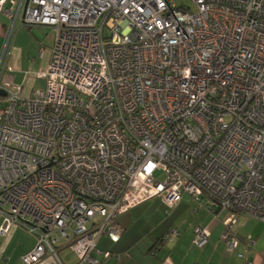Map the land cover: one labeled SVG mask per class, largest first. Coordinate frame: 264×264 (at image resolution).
<instances>
[{"label":"built area","instance_id":"2783aa9c","mask_svg":"<svg viewBox=\"0 0 264 264\" xmlns=\"http://www.w3.org/2000/svg\"><path fill=\"white\" fill-rule=\"evenodd\" d=\"M189 1L196 12L176 0H0L8 38L18 20L55 33L43 89L27 97L0 81V236L36 238L24 264H66L63 246L74 264L120 260L97 247L119 241L118 219L184 194L225 212L221 239L256 264L255 241L234 227L239 214L264 223V0ZM210 236L197 227L193 244Z\"/></svg>","mask_w":264,"mask_h":264},{"label":"crops","instance_id":"0c3cea01","mask_svg":"<svg viewBox=\"0 0 264 264\" xmlns=\"http://www.w3.org/2000/svg\"><path fill=\"white\" fill-rule=\"evenodd\" d=\"M11 26L12 22L0 13V81L10 77L15 85L22 87L23 94L29 97L33 95L35 90H38L36 85L39 79H37L35 74L45 70L50 63L53 42L43 38L44 30L49 28L41 26L25 27L22 20H18L11 40L14 39V42H19V44L12 45L5 51ZM24 34H31L34 40L30 37L29 39L33 43L47 44L49 42L50 44L48 47L49 51H47L46 55L43 54L45 58L41 61L33 60L32 69L28 71L26 67H28L29 62L24 56V48H26L23 45ZM41 50H44V48ZM5 65L10 66L12 72L9 74L4 73ZM185 198L172 209H169L163 198H161L160 205L162 206L161 208H164V212L161 216L159 207L160 220L154 222L152 226L150 223L147 228L144 225H140V228L135 229L138 220L125 215L121 216L117 221L122 229L119 241L114 242L110 238L102 236L98 240L97 247L102 252L121 255L122 258L116 260L113 257L107 261L101 255H95V258L101 260L102 264H244L238 257V254L243 252V248L239 247L234 251H230L226 243L221 239L224 231L223 221L227 216L226 213H220V215L225 214L223 217L219 215L217 218L205 207L197 206L193 202L196 205L194 206L190 200L186 201ZM143 204L130 211H134ZM188 209H190L189 212H184V210ZM171 211L173 213L170 215ZM187 213L190 216L191 213L196 215V222L188 225L191 221L190 219L187 221L179 217L181 214ZM197 227L208 228L211 233L208 242L202 248L193 244L194 232ZM148 228H151L150 231H148ZM172 229L178 231V236L168 240L165 239V236ZM234 231L241 242H244L247 238H252L255 241V246L250 251V257L256 264H264V223L255 218L239 214ZM36 243V238L23 228H10L6 236H0V264H24L21 260L22 256L32 251ZM59 254L66 264H74L76 262L75 255L67 247L63 246ZM40 264L53 263L47 260Z\"/></svg>","mask_w":264,"mask_h":264},{"label":"rangeland","instance_id":"374dc122","mask_svg":"<svg viewBox=\"0 0 264 264\" xmlns=\"http://www.w3.org/2000/svg\"><path fill=\"white\" fill-rule=\"evenodd\" d=\"M176 1H177V4H179V5H184L186 7H190L191 8V11L193 13L196 12V7L193 6L192 3L189 0H176ZM14 30L15 29H13V31ZM13 31H12L11 37L13 36ZM44 31H45V33H44L43 38L44 39L47 38L50 42L52 40V42L54 43V41H53L54 40V36H55L54 31L51 28H49L48 30H44ZM8 36H9V34H8ZM11 37L10 38L7 37V41H6L7 44H6L5 51H6V49L10 48L12 45H18L19 44V42L18 43H15L14 42V39L11 40ZM29 37L32 38V35L31 34H29V35H27V34L25 35L24 34V39H23V45L26 47V48H24L25 49L24 56H25L26 60L29 62L28 67H26V70L27 71L29 69H32V65H33L32 64V61L33 60H40L41 61V60H43L45 58L44 55H46L47 51H49V48L48 47L50 45L49 42H47V44L40 43V42L39 43H33V42H31V40L29 39ZM42 48H44V53H43L44 55H41L40 54ZM51 49H52V47H51ZM38 73L39 72H37L36 74H38ZM36 74H35V76H36ZM44 86H46V83L44 81H42V80L37 81L36 89H41ZM156 178L160 182H164L165 179H166L165 175L162 172H157L156 173ZM183 198H185L186 201L190 200L193 205H194V203L197 205V203L195 201H193L192 197L189 196L188 194H184L183 195ZM183 198H182V200H183ZM160 200H161V198L151 199L148 202H146L145 204H143L142 206H140L139 208L135 209L134 211H129L127 214H125V216L126 217H130V218L132 217V218L138 220V223H137L135 229L140 228L141 227L140 225H144V227L147 228V227H149V224L150 223H151V226H152L154 222L160 220V215H159V211H158L159 207H160V214H161V216H162V214L164 212V208H161L162 206L160 205V203H161ZM196 205H194V206H196ZM173 211L170 212V215L173 213ZM185 211L186 212H189L190 209L184 210V212ZM168 212H169V210H168ZM224 214H221L220 216L223 217ZM170 215H168V217H170ZM179 217L182 218L183 220L186 219L187 221L190 219L191 221L188 224V225H190L191 223L196 222V218L195 217H197V216L194 215V214H192V213H191V216H190L187 213V214H184V215L181 214ZM150 229L151 228H148V231H150Z\"/></svg>","mask_w":264,"mask_h":264}]
</instances>
